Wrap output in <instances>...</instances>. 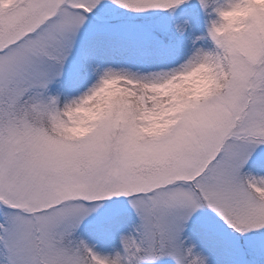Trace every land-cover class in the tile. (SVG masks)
I'll use <instances>...</instances> for the list:
<instances>
[{
  "label": "snow or ice",
  "instance_id": "1",
  "mask_svg": "<svg viewBox=\"0 0 264 264\" xmlns=\"http://www.w3.org/2000/svg\"><path fill=\"white\" fill-rule=\"evenodd\" d=\"M0 264H264V0H0Z\"/></svg>",
  "mask_w": 264,
  "mask_h": 264
}]
</instances>
